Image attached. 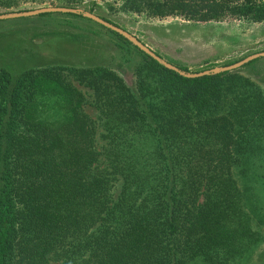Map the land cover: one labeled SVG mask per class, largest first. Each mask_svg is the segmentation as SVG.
<instances>
[{"label":"trees","instance_id":"1","mask_svg":"<svg viewBox=\"0 0 264 264\" xmlns=\"http://www.w3.org/2000/svg\"><path fill=\"white\" fill-rule=\"evenodd\" d=\"M119 1L150 17L264 22V0ZM82 2L0 0V14ZM142 52L136 90L108 66L74 67L101 110L100 149L62 67L1 69L0 264H236L261 242L238 174L264 137L263 91L237 71L187 77Z\"/></svg>","mask_w":264,"mask_h":264},{"label":"rangeland","instance_id":"2","mask_svg":"<svg viewBox=\"0 0 264 264\" xmlns=\"http://www.w3.org/2000/svg\"><path fill=\"white\" fill-rule=\"evenodd\" d=\"M120 3L119 0H83L75 7L85 11L94 7L95 14L108 18L164 60L186 66L191 73L230 65L251 54L264 52V22L247 19L197 22L180 16L150 17L144 13L124 12L118 9ZM122 36L77 13L50 12L0 20V71L6 69L18 76L27 69L62 67L68 79L86 95L84 110L96 123L100 149L105 142L101 110L94 103L93 89L77 79L74 67L108 66L136 90V68L143 64L144 53ZM234 71L249 78L264 93V55ZM259 145L257 151L246 155V170L238 176L241 185L252 190L263 214L262 240L236 264H264V137ZM120 186L121 182L115 181L112 189L115 198ZM50 264L62 263L52 260Z\"/></svg>","mask_w":264,"mask_h":264},{"label":"water","instance_id":"3","mask_svg":"<svg viewBox=\"0 0 264 264\" xmlns=\"http://www.w3.org/2000/svg\"><path fill=\"white\" fill-rule=\"evenodd\" d=\"M50 12H63V13H77V14H84L86 17L91 18L95 20L96 22L112 29L113 31L127 37L129 40H131L139 49L144 51L146 54L150 55L152 58L166 66L167 68L174 70L184 76L187 77H199L203 75H208V74H214L218 73L221 71H234L238 69L239 67L245 65L246 63L260 57L261 55H264V52L261 53H255L251 54L244 59L235 62L230 65L222 66V67H216L213 69H206L198 72H188L182 70L179 66L172 64L166 60H164L159 54H157L153 49H151L148 45H146L144 42L139 40L136 36L131 35L128 33L125 29L122 27L111 23L101 16L95 14L94 12L91 11H85L82 8H77V7H69V6H42V7H37L34 9H29V10H23V11H12V12H7V13H1L0 14V20L4 19H12V18H21V17H29V16H36V15H41L45 13H50Z\"/></svg>","mask_w":264,"mask_h":264}]
</instances>
